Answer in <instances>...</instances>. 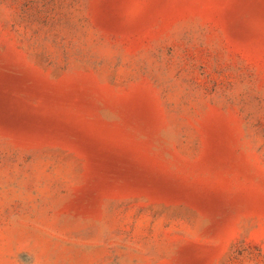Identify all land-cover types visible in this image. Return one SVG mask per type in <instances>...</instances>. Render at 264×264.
<instances>
[{
    "label": "rangeland",
    "instance_id": "obj_1",
    "mask_svg": "<svg viewBox=\"0 0 264 264\" xmlns=\"http://www.w3.org/2000/svg\"><path fill=\"white\" fill-rule=\"evenodd\" d=\"M0 264H264V0H0Z\"/></svg>",
    "mask_w": 264,
    "mask_h": 264
},
{
    "label": "bare ground",
    "instance_id": "obj_2",
    "mask_svg": "<svg viewBox=\"0 0 264 264\" xmlns=\"http://www.w3.org/2000/svg\"><path fill=\"white\" fill-rule=\"evenodd\" d=\"M213 204H215V203H213ZM215 206V205H214ZM219 206V205H218Z\"/></svg>",
    "mask_w": 264,
    "mask_h": 264
}]
</instances>
